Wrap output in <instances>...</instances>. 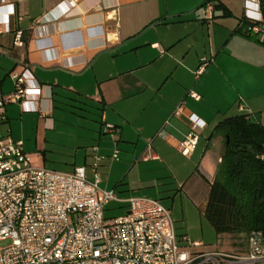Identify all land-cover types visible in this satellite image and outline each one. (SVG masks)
Returning <instances> with one entry per match:
<instances>
[{
  "label": "crops",
  "instance_id": "0c3cea01",
  "mask_svg": "<svg viewBox=\"0 0 264 264\" xmlns=\"http://www.w3.org/2000/svg\"><path fill=\"white\" fill-rule=\"evenodd\" d=\"M208 1L0 0L4 94L9 97L16 90L13 73L27 86L42 87L36 101L7 104L2 134L23 141L34 166L61 172L83 166L94 180L96 156H104L99 172L108 161L115 165L120 160L112 157L120 145L132 149L138 162L175 164L184 159L189 168L205 161L223 120L248 114L264 126V40L239 31L245 0L242 14L236 0H212L213 19L205 12ZM18 30L23 31V45L15 44ZM202 57L212 61L198 74ZM193 113L206 126L194 153L185 157L179 145L191 130ZM105 122L114 124L116 131H107ZM182 170L177 166L171 173L180 176ZM184 174L175 178L176 184L206 219L216 170L199 164ZM100 176L101 188L117 195L107 205L106 217L113 201L127 212L132 196L102 186ZM147 188H139L137 196L161 201L145 196ZM188 224L185 216V228L177 234L182 246L188 245L187 237L201 242L193 250L202 252L243 254L250 249L248 239L236 246L237 236L230 234H217L216 244H205L204 221L201 234Z\"/></svg>",
  "mask_w": 264,
  "mask_h": 264
},
{
  "label": "built area",
  "instance_id": "2783aa9c",
  "mask_svg": "<svg viewBox=\"0 0 264 264\" xmlns=\"http://www.w3.org/2000/svg\"><path fill=\"white\" fill-rule=\"evenodd\" d=\"M214 8L208 1V19H213ZM245 8V18L251 22L245 33L263 41L261 0H245ZM22 38L23 31H16L15 44L23 45ZM114 38L119 39L118 33ZM211 61L202 57L197 73H203ZM12 77L16 90L9 97L0 83V243L11 241L0 246V264H264L262 231L250 233V249L243 254L193 250L202 243L187 237L188 245L182 246L171 211L159 199L132 196L127 199V212L108 222L106 207L117 195L100 186L97 168L104 156H96L95 179L90 180L83 166L73 172L34 166L24 142L2 134L7 104L27 105L42 94L41 86L25 85L18 73ZM191 94L199 98L197 93ZM241 109L245 107L241 105ZM189 120L191 130L179 145L180 152L188 157L196 150L206 126L194 113ZM105 127L116 131L112 123L105 122ZM119 155L115 149L112 157L118 160Z\"/></svg>",
  "mask_w": 264,
  "mask_h": 264
},
{
  "label": "trees",
  "instance_id": "16d2710c",
  "mask_svg": "<svg viewBox=\"0 0 264 264\" xmlns=\"http://www.w3.org/2000/svg\"><path fill=\"white\" fill-rule=\"evenodd\" d=\"M249 24L242 18L239 31ZM216 136L223 138L224 152L204 216L218 235L248 239L253 231L264 233V126L239 114L219 123L212 138Z\"/></svg>",
  "mask_w": 264,
  "mask_h": 264
},
{
  "label": "rangeland",
  "instance_id": "374dc122",
  "mask_svg": "<svg viewBox=\"0 0 264 264\" xmlns=\"http://www.w3.org/2000/svg\"><path fill=\"white\" fill-rule=\"evenodd\" d=\"M239 2V6L236 8L237 11L240 10V14L243 13L244 0H236ZM242 7V8H240ZM206 12V9H205ZM128 135H132L129 132ZM215 142L212 143L211 147L208 149L206 153L205 161L201 162L196 161L194 165H189V168L196 169L199 164H203L205 167L210 169L211 171L218 169L219 159L218 155L224 152V143L223 138L221 136L214 137ZM123 144V142H122ZM127 145V144H125ZM120 160L111 164V162H107L99 172L102 174V179L104 183L102 186L106 188H116L117 194L120 196H137L140 195L142 186H149L147 188V193H144L145 196L151 197H159L162 203L171 210L172 218L174 220V226L176 234H180L184 230V222L185 216L188 217V226L192 229V232L201 234V221L207 225L206 235L204 242L205 244H216L218 237L217 232L213 228V226L204 218L201 217L199 209L193 202H191L188 197L179 190L178 185L176 184L175 178H185V174L188 171V167L184 164L185 161L182 159H177V163L172 164H163L157 161L151 162H138L137 157L133 156V150L128 149L124 145H120L119 147ZM186 157V156H185ZM184 157V158H185ZM188 159V158H185ZM113 163V162H112ZM113 165V167H112ZM177 166H182V174L180 176H173L171 170ZM185 166V167H184ZM112 173H111V169ZM91 176V175H90ZM107 181V183H106ZM109 185H106L108 184ZM146 183L145 185H141V183ZM109 186V187H108ZM161 187L162 194L158 195V188ZM166 188V190H162ZM166 191V192H165ZM121 204L119 202L113 201L109 205V209L107 211V220L110 222L112 218L122 215L124 211V207H120ZM120 207V208H118ZM202 219V220H201ZM201 238V237H200ZM245 241L244 235L237 236L236 241L233 242L234 245L240 246ZM11 243L10 240H6L0 243L1 247H5Z\"/></svg>",
  "mask_w": 264,
  "mask_h": 264
}]
</instances>
